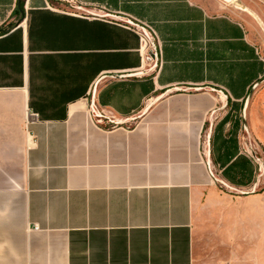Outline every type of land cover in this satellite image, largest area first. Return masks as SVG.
<instances>
[{"label":"crops","instance_id":"crops-1","mask_svg":"<svg viewBox=\"0 0 264 264\" xmlns=\"http://www.w3.org/2000/svg\"><path fill=\"white\" fill-rule=\"evenodd\" d=\"M236 2L244 22L223 0H0V264H191L199 233L264 229V192L211 167L253 182L231 117L264 77V0ZM245 118L264 147V83Z\"/></svg>","mask_w":264,"mask_h":264},{"label":"rangeland","instance_id":"rangeland-1","mask_svg":"<svg viewBox=\"0 0 264 264\" xmlns=\"http://www.w3.org/2000/svg\"><path fill=\"white\" fill-rule=\"evenodd\" d=\"M223 1L229 9L225 13L234 19L244 22V19L241 16L243 11L238 9V7L240 8L241 6L236 5V0H231V2H229L230 0H228V2L226 0ZM57 9L73 13L76 12L78 15L91 17V15L85 11H77L71 7L60 6L57 7ZM249 18L252 22L257 23L256 25L258 28L254 27L250 30L251 37L254 40L253 44L257 53L264 61V27L257 22L258 20L256 18ZM133 27L135 28L136 26ZM138 31L139 29L137 32ZM140 48H143L142 43ZM150 48L151 47L147 43L146 47L142 49L143 53H145L144 56L146 55L147 57V52ZM147 62L150 64L152 61ZM149 64L144 68H149ZM138 72L143 73L144 71L141 70ZM262 83H264V81L260 84ZM260 84H258L257 87ZM233 110L234 108L227 109L229 114H231ZM234 111L235 112L232 113L231 118L234 121L233 116H236L240 124L239 129L236 132L238 148L242 157L240 159H249L253 164L255 169L253 178H251L253 182L243 188H233L222 178V167L213 163L211 167L216 178L215 181L221 190L234 196H242L240 192H245V194H259L264 192V147L258 142L253 134H251L248 123L246 122V125H244L243 118H240L241 111H239V109ZM137 114H134L133 117ZM92 118L94 122L104 127H111L115 124L114 122H110L114 120V118L110 119L112 118L110 114L95 109L92 111ZM124 121L125 122L121 125L129 126V124L133 122L131 117H129V119H125ZM240 179L237 181H241L243 178L241 180ZM195 247V254L191 264H264V229L199 233L196 239Z\"/></svg>","mask_w":264,"mask_h":264},{"label":"water","instance_id":"water-1","mask_svg":"<svg viewBox=\"0 0 264 264\" xmlns=\"http://www.w3.org/2000/svg\"><path fill=\"white\" fill-rule=\"evenodd\" d=\"M131 25H134L136 27H139V25L134 24L132 21L129 22ZM148 41L150 42V49L147 52V61H152L153 62V67L156 66L157 64V60H158V56H157V50H156V46L154 41H152L151 39H148ZM262 81H264V77L262 79H259L258 81H256V83L253 85V87L250 89V91L248 92L246 98L244 99V105L242 107V111H241V118H243L244 121V125H246V118H245V111L248 105V100L251 96V94L254 92V90L256 89L257 85L260 84ZM111 123H115L117 125H121L122 123H124V120H113L110 121ZM241 195L245 194V192L241 193Z\"/></svg>","mask_w":264,"mask_h":264},{"label":"built area","instance_id":"built-area-1","mask_svg":"<svg viewBox=\"0 0 264 264\" xmlns=\"http://www.w3.org/2000/svg\"><path fill=\"white\" fill-rule=\"evenodd\" d=\"M138 30L139 29V35H140V41L141 43L143 44V48L146 47L147 43L149 44L150 46V42L148 41V39H151L153 41V37H152V32L150 31L149 27H136ZM147 41V42H146Z\"/></svg>","mask_w":264,"mask_h":264},{"label":"trees","instance_id":"trees-1","mask_svg":"<svg viewBox=\"0 0 264 264\" xmlns=\"http://www.w3.org/2000/svg\"><path fill=\"white\" fill-rule=\"evenodd\" d=\"M22 2H23V0H20V5L22 4ZM223 167H225V166H223ZM230 167H232L231 165H227L226 166V168L224 169V171H223V175H224V173L226 172V170L228 169V168H230Z\"/></svg>","mask_w":264,"mask_h":264},{"label":"bare ground","instance_id":"bare-ground-1","mask_svg":"<svg viewBox=\"0 0 264 264\" xmlns=\"http://www.w3.org/2000/svg\"><path fill=\"white\" fill-rule=\"evenodd\" d=\"M227 2H228V0H226ZM229 2H231V0L229 1ZM235 3V2H234ZM238 5V4H237ZM238 9H239V7H238Z\"/></svg>","mask_w":264,"mask_h":264}]
</instances>
